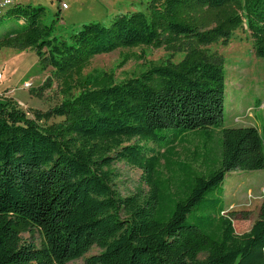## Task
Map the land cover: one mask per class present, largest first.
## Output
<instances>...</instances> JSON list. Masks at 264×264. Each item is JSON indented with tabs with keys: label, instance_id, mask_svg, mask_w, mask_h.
I'll return each mask as SVG.
<instances>
[{
	"label": "trees",
	"instance_id": "16d2710c",
	"mask_svg": "<svg viewBox=\"0 0 264 264\" xmlns=\"http://www.w3.org/2000/svg\"><path fill=\"white\" fill-rule=\"evenodd\" d=\"M48 13L18 3L2 18L15 23L0 30V49L35 51L66 99L30 118L0 97V264H69L94 247L86 264H264V200L238 234L223 188L231 173L264 171V127L225 126V63L207 48L246 28L264 59V0H151L68 39ZM141 47L182 59L122 83L84 74L97 56ZM190 136L203 154L175 160ZM116 163L140 170L147 190L121 195ZM36 233L39 244L23 240Z\"/></svg>",
	"mask_w": 264,
	"mask_h": 264
},
{
	"label": "rangeland",
	"instance_id": "374dc122",
	"mask_svg": "<svg viewBox=\"0 0 264 264\" xmlns=\"http://www.w3.org/2000/svg\"><path fill=\"white\" fill-rule=\"evenodd\" d=\"M150 1L65 0L68 8L63 9L59 0H17L18 3L48 9L49 20L53 18L57 20L55 23L57 35L63 39H68L74 30L92 21L109 26L118 14L147 12ZM102 6L115 9L114 15L107 14ZM14 23V20L2 19L0 30ZM207 48L211 53L220 56L225 63V118L227 117L225 126L259 129L264 127V59L256 55L249 32L246 28L239 29L228 42L220 40ZM126 56L129 60L121 66ZM181 59L180 55L172 56L171 52L165 49L141 47L118 50L92 59L84 74L113 73L116 82L122 83L141 76L151 67L166 64L169 60L178 62ZM47 79L52 84L51 88L44 92L42 98L33 96L31 91L41 88ZM63 83L64 80L58 77L52 68L44 69L40 65L35 51L0 49V97L17 102L30 118H34V110L47 112L66 99ZM60 121L59 118H53L47 124ZM41 124H44V121ZM218 138L219 135H216L215 140ZM188 139L186 143L177 147L175 160L191 163L197 155L203 154V140L192 136ZM114 168L115 188L121 195H133L140 187L147 190L140 170L126 163H116ZM223 188L226 212L232 214L236 232L238 234L249 232L259 217L264 200V171L231 173L226 178ZM23 240L39 244L42 238L38 233L35 236L24 234ZM101 252L100 248L94 247L85 257L69 264H86L87 258Z\"/></svg>",
	"mask_w": 264,
	"mask_h": 264
},
{
	"label": "built area",
	"instance_id": "2783aa9c",
	"mask_svg": "<svg viewBox=\"0 0 264 264\" xmlns=\"http://www.w3.org/2000/svg\"><path fill=\"white\" fill-rule=\"evenodd\" d=\"M64 2L65 0H59L60 6L63 9H67L68 7ZM16 4L17 3H15V0H0V20Z\"/></svg>",
	"mask_w": 264,
	"mask_h": 264
},
{
	"label": "crops",
	"instance_id": "0c3cea01",
	"mask_svg": "<svg viewBox=\"0 0 264 264\" xmlns=\"http://www.w3.org/2000/svg\"><path fill=\"white\" fill-rule=\"evenodd\" d=\"M15 3H18L17 0H15ZM102 9L106 10L107 14H111L112 13V15H114L115 9L107 8V7H104V6H102Z\"/></svg>",
	"mask_w": 264,
	"mask_h": 264
}]
</instances>
